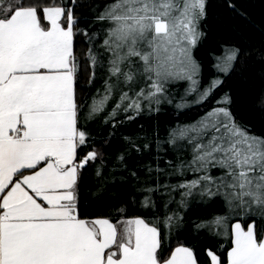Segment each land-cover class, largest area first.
Returning a JSON list of instances; mask_svg holds the SVG:
<instances>
[{
    "label": "snow or ice",
    "instance_id": "snow-or-ice-1",
    "mask_svg": "<svg viewBox=\"0 0 264 264\" xmlns=\"http://www.w3.org/2000/svg\"><path fill=\"white\" fill-rule=\"evenodd\" d=\"M206 15L207 0L106 4L96 17L104 22L102 41L88 51V82L99 69L106 71L105 86L103 95L92 98L85 119L107 107L114 89L119 99L111 116L117 109L139 115L145 106L158 111L152 105L168 99V84L178 80L191 81L188 91L197 92L191 103L207 100L223 81L217 77L198 90L200 65L193 49ZM76 24L71 7L53 3L41 9L25 0H0V264H197L191 247L177 246L163 256L160 229L142 217L116 222L80 217V171L98 152L78 157L88 133L79 126ZM98 35L93 33L89 42L95 44ZM238 52L225 49L216 58L217 71L228 73ZM230 101L226 94L223 102ZM177 138L191 145L192 158L179 161L175 172L200 173L170 186L184 190L180 203L194 190L222 193L230 209L240 210L237 215L264 218V136L239 124L225 106L173 129L169 142ZM212 168L220 175H211ZM150 202L146 197L144 205ZM167 220L170 226L172 217ZM226 220L215 217L198 227L222 226ZM231 235L228 264H264V237H258L255 220L247 229L236 222ZM208 255L211 264H221L215 252Z\"/></svg>",
    "mask_w": 264,
    "mask_h": 264
},
{
    "label": "trees",
    "instance_id": "trees-1",
    "mask_svg": "<svg viewBox=\"0 0 264 264\" xmlns=\"http://www.w3.org/2000/svg\"><path fill=\"white\" fill-rule=\"evenodd\" d=\"M110 2L74 0L72 5L77 18L75 51L81 65L77 76L79 126L88 133L87 143L78 149V157L88 151L98 152L97 158L82 169L77 184L80 217H107L114 222L142 217L160 229L163 256L167 257L177 246H186L193 249L197 264H211L209 251L220 256L221 264H228L234 224L240 222L247 229L255 220L258 237H264V218L237 215L240 210L230 209L222 193L208 196L194 190L191 196L183 197L186 203H180L184 190L170 186L190 181L200 173L188 169L182 175L175 172L179 161L191 160V145L182 138L173 144L169 138L173 129L195 124L211 109L225 106L239 124L264 136V0H207V15L200 23L203 35L193 49L200 65L198 90L217 77L223 81L207 100L191 103L197 98V92L188 91L191 81L178 80L168 84V99L158 106L152 105L158 111L145 106L139 115L117 109L116 115L111 116V109L119 99L118 90L114 89L107 107L85 119L92 98L98 99V92L103 95L104 91L106 71L101 74L98 69L97 78L88 82V51L99 48L104 22L96 17ZM93 33H101L95 37V44L89 42ZM233 47L239 49L233 68L226 74L218 72L216 58ZM226 94L231 97L227 104L223 102ZM182 101L186 103L180 106ZM220 171L210 170L213 176H219ZM148 188L153 191H147ZM146 197L151 201L147 206ZM215 217H227V220L222 226L209 223L198 227Z\"/></svg>",
    "mask_w": 264,
    "mask_h": 264
},
{
    "label": "rangeland",
    "instance_id": "rangeland-1",
    "mask_svg": "<svg viewBox=\"0 0 264 264\" xmlns=\"http://www.w3.org/2000/svg\"><path fill=\"white\" fill-rule=\"evenodd\" d=\"M52 2H54L55 0H51ZM47 0H25L26 4H33V5H40V4H46ZM57 2H59L60 4L64 5V6H69L72 8V5L74 3V0H57ZM234 227V226H233Z\"/></svg>",
    "mask_w": 264,
    "mask_h": 264
},
{
    "label": "crops",
    "instance_id": "crops-1",
    "mask_svg": "<svg viewBox=\"0 0 264 264\" xmlns=\"http://www.w3.org/2000/svg\"><path fill=\"white\" fill-rule=\"evenodd\" d=\"M53 3L54 4H57V5H62L59 2H57V0H55L54 2H52L51 0H47L46 4H40V5H35V6H38V8H41L42 9L44 6H51ZM29 5H31V4H29ZM67 7H69V6H67ZM81 174H82V170L80 171V177H81Z\"/></svg>",
    "mask_w": 264,
    "mask_h": 264
}]
</instances>
